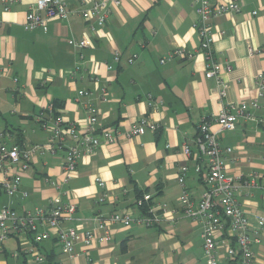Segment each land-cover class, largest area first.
I'll use <instances>...</instances> for the list:
<instances>
[{"label":"crops","instance_id":"crops-1","mask_svg":"<svg viewBox=\"0 0 264 264\" xmlns=\"http://www.w3.org/2000/svg\"><path fill=\"white\" fill-rule=\"evenodd\" d=\"M34 1L11 0L10 10L2 14L3 140L23 147L45 144L50 131L40 122L45 120L49 126V117L56 114L80 127L87 102L97 105L98 127L113 125L123 133L145 118L155 128L132 138L120 134L114 143L102 144L93 155L82 156L68 183L60 188L45 179L60 182L64 148L54 154L47 150L37 153L21 175L15 196H8L0 187V209L9 207L21 214L35 207L47 208L49 202L73 203L74 217L62 225L78 231L92 229L96 218L112 213L129 210L137 214L134 202L142 193L171 210L178 206L182 186L176 177L183 164L187 165L183 187L199 198L204 185L194 171L196 160L186 157L181 145L188 142L196 153L193 138L199 123L224 104H249L256 97L255 76L264 71V0H210L241 4L238 13L210 19L215 58L230 65L228 71L220 72L221 86L214 78L204 77L193 0H122L112 8L104 26L94 31L77 13L91 3L63 0L74 10L66 20H50L46 31H25L21 22ZM82 38L89 40L87 47L78 49L67 43ZM174 49L181 52L159 62ZM115 52L121 54L116 63ZM132 54L137 58L129 64L126 59ZM77 63L82 69L70 77L68 72ZM91 75L97 81L89 80ZM102 85L107 89L105 101L100 99ZM82 89L90 94L78 96ZM248 112L252 118L240 117L233 130L218 134V140L222 148L231 149L225 171L240 182L236 200L260 234V242L252 245L254 263L264 264V97L259 98L258 108L249 107ZM211 128L217 130L216 125ZM6 171L13 173L16 167L0 170V181ZM103 194L105 199L98 202ZM109 227L110 242L89 246L77 242L72 254L63 252L53 237L36 243L25 230L13 232L0 242V264H176L182 254L183 261L198 264L194 251L198 244L202 248L201 225L179 211H167L158 227ZM44 229L39 227V231ZM226 233L227 226L217 233L218 239H224Z\"/></svg>","mask_w":264,"mask_h":264},{"label":"built area","instance_id":"built-area-1","mask_svg":"<svg viewBox=\"0 0 264 264\" xmlns=\"http://www.w3.org/2000/svg\"><path fill=\"white\" fill-rule=\"evenodd\" d=\"M11 0H0V26L2 24V14L10 10ZM91 5L77 13L84 20L92 25L90 29L103 27L112 8L117 7L122 0H86ZM196 12L195 28L199 36V48L204 56V77L214 78L220 86V72L228 71L230 65L219 62L214 55L212 48V29L210 19L223 14L238 13L241 4L229 2H215L210 0H193ZM68 3L63 0H35L25 11L21 26L25 31L35 29L47 30L50 20H66L72 13ZM256 14V11H252ZM67 43L73 48H84L89 45L87 38L79 40L68 39ZM250 49V48H249ZM181 52L174 49L159 59L164 63L173 59ZM82 59V54H79ZM121 54L115 52L113 62H119ZM137 58L132 54L126 59L127 63H132ZM110 69L111 65L108 64ZM82 69V64H75L74 68L68 72L70 77ZM2 69L0 67V76ZM13 80L17 81L14 77ZM89 80L95 82L97 77L89 76ZM256 97L249 102L240 104H224L216 114L204 119L197 126L196 135L193 138L196 153L188 142L181 145V151L186 157H193L196 162L194 171L200 175L204 185V191L199 198L189 195L184 186V175L187 165L180 166L177 173V181L182 186L179 194L178 206L169 210L167 204L153 202L149 193H142L134 202L137 214L127 210L123 213H112L105 218H96V223L92 229L78 231L74 227L62 225L64 221H69L74 217L75 205L73 203H52L48 207H35L32 212L17 213L14 209L3 207L0 209V242L11 233L25 230L32 235V240L36 243L49 237H53L66 254L74 252V246L81 242L84 246H89L94 242L102 244L112 240L110 225L118 224L129 227L131 225L143 226L146 228L158 227L165 218L167 211H179L188 219L198 222L201 225L200 237L202 240V250L204 264H255L252 245L260 242V234L252 228L247 214L240 208L236 194L240 182L236 183L237 177H233L225 171V158L231 152L229 147L222 148L219 144L218 134L223 131L233 130L240 117L252 118L248 108H258V100L264 97V71H260L255 76ZM87 90H78V96H88ZM107 89L105 85L100 87V99L106 100ZM223 95V91L220 90ZM151 99L148 104L151 105ZM51 110V108H50ZM97 105L92 102L85 104L84 125L78 126L73 122L65 121L59 115L49 117L51 124L45 120L40 122V126L49 129L50 136L45 144H34L28 147L19 144H7L3 140L0 131V170L5 171V167L15 166L16 171L7 172L0 181V187L8 196H15L19 190L21 175L29 168L30 161L37 153L49 151L54 154L57 149L64 148L62 158L63 177L60 182L45 179L47 182L60 188L67 184L72 173L75 172L78 160L84 155H93L102 144L114 143L118 135L122 134L127 138H132L143 134L147 129L154 130L155 125L145 118H140L127 131L120 133L116 126L109 125L98 127ZM212 125L217 126L213 130ZM99 186L103 182L98 178ZM246 183V182H244ZM65 193L64 191L62 192ZM106 195H100L98 202L105 199ZM262 223V219L259 221ZM227 226V233L224 239H218L217 233ZM39 227H44L39 231ZM36 261L41 260L39 253H35Z\"/></svg>","mask_w":264,"mask_h":264},{"label":"rangeland","instance_id":"rangeland-1","mask_svg":"<svg viewBox=\"0 0 264 264\" xmlns=\"http://www.w3.org/2000/svg\"><path fill=\"white\" fill-rule=\"evenodd\" d=\"M194 257L196 258L198 264H204V257H203V250L201 248V246H199V244L197 245L195 251H194ZM182 256L183 254L178 258V262L176 264H189L186 261L182 260ZM150 264H155L154 262L150 263Z\"/></svg>","mask_w":264,"mask_h":264},{"label":"trees","instance_id":"trees-1","mask_svg":"<svg viewBox=\"0 0 264 264\" xmlns=\"http://www.w3.org/2000/svg\"><path fill=\"white\" fill-rule=\"evenodd\" d=\"M56 115V114H55Z\"/></svg>","mask_w":264,"mask_h":264}]
</instances>
